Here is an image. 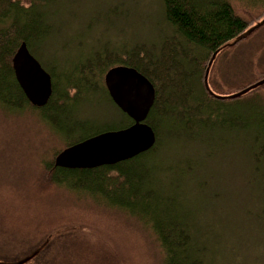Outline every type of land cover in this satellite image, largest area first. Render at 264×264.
I'll return each mask as SVG.
<instances>
[{"label": "trees", "instance_id": "obj_1", "mask_svg": "<svg viewBox=\"0 0 264 264\" xmlns=\"http://www.w3.org/2000/svg\"><path fill=\"white\" fill-rule=\"evenodd\" d=\"M49 1L51 0H0V84L8 90V95L2 96L3 102L39 109L44 113V118L55 125L60 113L67 114L65 102L75 100L82 89L96 93L104 91L110 98L104 82L105 73L110 67L119 64L133 66L146 75L156 88V100L147 121L154 128L157 141L148 151L113 165L88 169L57 167L54 159L62 149L91 135L76 140L69 139L71 141L56 150L53 159L45 164L31 190L44 196L55 188L62 187L65 181L74 184L98 179L102 185L106 181L108 187L112 186L110 193H106L107 207L120 212L127 211L128 216L138 218L142 228L153 235L156 245L163 253L164 264H236L232 251L236 248L234 243L239 242L240 237L237 234L202 231L198 225L200 217L196 216L191 204L189 206L179 195H163L162 190H159V175L170 172L173 167L160 168L150 158L162 147L158 128L164 123V119L173 121V125L179 127L171 134L189 133L194 136V130L201 124L207 128L219 126L221 129L241 125L244 116L233 112L232 108H229L228 115H220L225 109L223 106H227V101L249 100L257 102V106L264 105L261 101L264 99V91H260L264 89V85L239 98L220 99L210 94L204 83L210 60L218 51L209 74L212 90L220 95L240 91L222 93L215 90L214 73L218 71L219 61L221 63L228 59L241 44L251 41L264 28V0H159L160 16L155 19V33L148 36L134 34L132 37L123 34V26L120 27V24L130 18L133 10L138 5L141 6L143 0H136V3L134 0H113L110 5L107 2L104 10L90 15L88 25L84 27L88 33H96L102 28L101 37L106 42L85 45L82 36L77 40H67L61 48L72 53L68 54L71 58L66 62L65 67L68 68L63 72L56 62H51L46 59L47 56L45 58L42 55L43 52L47 53V46L50 45L48 38L53 28L47 15L49 5L43 6L44 2ZM178 3L192 23H187V20L176 13L175 5ZM150 12L151 15L147 18L155 14L154 10ZM105 16L112 19L102 24L101 19ZM112 32H115L114 36H119L122 32L119 40L112 38ZM23 41L52 75V95L47 104L41 107L29 102L14 75L12 59ZM263 78L264 75L244 88ZM217 82H224L221 69ZM75 91L77 94L74 95ZM115 107L122 123L106 130L126 127L133 122L116 105ZM51 110L55 114H49ZM250 111L261 120L264 128V112ZM244 119L247 122L253 120L248 115ZM213 122L216 124L211 125ZM70 132L72 134V128ZM252 153L257 169V158L264 154V145L257 151L256 141ZM72 213L74 216L68 219H56L46 225L29 223L18 228V232L16 229H9L5 239L24 245L26 241L43 240L54 233L55 229L77 225L80 233L62 236L54 251L60 247H75L78 253L89 254L84 260L91 262L94 259L101 260L98 249L109 255L122 247L132 248L128 236L133 235L136 240V235L140 233L109 211L89 206L77 208ZM3 230L0 228V236H3ZM88 249L91 251L88 252ZM137 254L138 258L135 257ZM137 254L132 258L131 264L148 260L144 249ZM114 259L117 261L116 257Z\"/></svg>", "mask_w": 264, "mask_h": 264}, {"label": "rangeland", "instance_id": "obj_2", "mask_svg": "<svg viewBox=\"0 0 264 264\" xmlns=\"http://www.w3.org/2000/svg\"><path fill=\"white\" fill-rule=\"evenodd\" d=\"M111 3L113 0L44 2L43 6L49 5L47 15L53 28L48 38L47 53L42 55L56 62L63 72L71 58L68 54L72 53L61 48L67 40H77L82 36L85 45L94 42L104 44L106 41L100 33L102 28L96 33H88L84 27L88 25L90 15L104 10L106 4ZM160 5L159 0H143L142 5L133 10L136 15L132 12L133 15L120 24L123 34L132 37L134 34L148 36L153 33L155 19L160 16ZM175 9L187 23H192L179 3ZM151 10L155 14L147 18ZM140 14L145 16L137 17ZM110 18L103 17L102 24ZM114 34L111 33L112 38L119 40L120 35ZM217 66L214 86L218 92L241 90L260 79L264 75V28L251 41L241 44L228 59L219 61ZM220 69L224 78L222 83L217 82ZM3 94L8 95V90L0 84V228L4 229L3 236H0V264H131L132 258L143 249L148 260L134 264H164L163 253L153 235L142 228L138 218L128 216L127 211L107 207L106 193H110L112 186L108 187L106 181L104 185L98 179L75 182L80 186L65 181L62 187L44 196L31 190L45 164L53 159L56 150L71 141L69 139L83 138L122 123L111 97L104 91L96 93L82 89L75 100L65 102L67 114L60 113L55 126L44 118L39 109L3 102ZM261 101L264 103V99ZM258 105L249 100L227 101L220 115H228L229 108H232L233 112L244 117L248 115L253 120L247 122L243 117L241 125L225 129L219 126L207 128L201 124L194 130V136L189 133L171 134L179 127L164 119L158 128L162 147L150 158L160 168L173 167L170 172L159 175V190L163 195H179L189 206L191 204L196 216L200 217L198 225L202 231L240 237L232 251L236 264H264V154L257 158L256 169L252 153L256 141L257 151L264 145V128L261 120L250 111L264 112V105ZM49 114L55 113L51 110ZM89 206L115 213L122 221L131 224V229L140 231L136 240L133 235L128 236L132 248L122 247L109 255L98 249L101 260L91 262L84 260L89 254H80L75 247H60L54 251L62 236L80 233L77 225L55 229L53 238H43L47 243L42 247V240L26 241L25 245H20L15 240L5 239L9 229L17 230L29 223L38 226L56 219H68L74 216L72 212L77 208ZM62 229L65 231H60Z\"/></svg>", "mask_w": 264, "mask_h": 264}, {"label": "water", "instance_id": "obj_3", "mask_svg": "<svg viewBox=\"0 0 264 264\" xmlns=\"http://www.w3.org/2000/svg\"><path fill=\"white\" fill-rule=\"evenodd\" d=\"M217 53L210 60L204 77L205 87L214 97L239 98L264 85L263 78L231 95L215 93L209 84V74ZM12 64L16 80L29 102L38 107L46 105L53 92L52 75L25 41L19 45ZM104 82L114 104L133 122L126 127L98 132L65 147L56 155L55 166L88 169L113 165L138 156L155 145L157 135L147 121L156 100L153 82L135 67L124 64L110 67L105 73ZM54 236V233L48 235L50 238ZM42 242L40 247L47 243L45 239Z\"/></svg>", "mask_w": 264, "mask_h": 264}, {"label": "flooded vegetation", "instance_id": "obj_4", "mask_svg": "<svg viewBox=\"0 0 264 264\" xmlns=\"http://www.w3.org/2000/svg\"><path fill=\"white\" fill-rule=\"evenodd\" d=\"M25 245V244H24Z\"/></svg>", "mask_w": 264, "mask_h": 264}]
</instances>
